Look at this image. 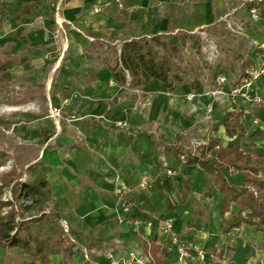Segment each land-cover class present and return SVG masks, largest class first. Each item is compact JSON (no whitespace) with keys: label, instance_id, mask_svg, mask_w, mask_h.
I'll list each match as a JSON object with an SVG mask.
<instances>
[{"label":"crops","instance_id":"0c3cea01","mask_svg":"<svg viewBox=\"0 0 264 264\" xmlns=\"http://www.w3.org/2000/svg\"><path fill=\"white\" fill-rule=\"evenodd\" d=\"M248 1L122 0L120 5L115 0H0V61L10 62L8 68L0 67V82L16 79L23 83L22 93L28 81L44 85L34 96L37 105L20 111V144L36 149L24 167L42 162L50 181L45 211L58 206L61 227L66 221L76 239L62 228L65 243L50 255V264H108V251L117 256L146 253L142 239L162 238L167 219L180 237L205 250L200 264H264V224L225 230L219 212L222 194L213 188L212 177L198 165L176 160L183 152L188 110L212 93L203 94L204 87L169 90L157 78L132 87L129 78L121 83L112 70L124 41L235 20ZM263 5L261 0L258 19L246 7L248 20L259 23L262 34ZM244 35L250 45L259 40L250 27ZM254 86L264 95V76ZM5 94L3 89L0 95ZM237 98L232 110L244 109L248 140L264 149V99ZM120 118L128 121L127 127L114 126ZM166 164L178 172L168 174ZM144 172L153 178L148 189L137 187ZM187 188L181 205L179 195ZM122 189L131 204L125 213L119 205ZM53 229V223L45 228L48 235ZM167 258L177 264L175 249ZM0 262L30 264V256L18 247H0Z\"/></svg>","mask_w":264,"mask_h":264},{"label":"trees","instance_id":"16d2710c","mask_svg":"<svg viewBox=\"0 0 264 264\" xmlns=\"http://www.w3.org/2000/svg\"><path fill=\"white\" fill-rule=\"evenodd\" d=\"M253 4L248 1L247 8ZM190 33L193 32L160 33L124 41L117 63L112 68L114 77L121 83H126L129 78L132 87L144 86L152 78H157L169 90L186 86L197 92L205 86L206 79L197 71L190 73L176 63L181 46L186 44L188 37L196 36L193 46L201 49V37ZM257 54L258 59L250 57L243 62L241 76L232 86L240 83L243 77L250 76L252 68L264 58V47L258 46ZM9 66V61H0V67L6 69ZM213 70L214 86L223 87L224 84H219L217 78L224 74V69ZM222 124L232 138L231 143H226L223 136L216 134L195 149H185L182 152L185 158L183 162L179 153L176 160L183 166L198 165L212 177L213 188L222 194L219 212L225 230L236 229L243 223L251 226L264 224V149L249 142L243 108L233 109ZM167 166L172 167L166 164L164 168ZM25 174L28 177L23 179ZM49 188L50 181L41 161L30 163L27 167H14L0 177V247L24 250L30 256V264H50V255L58 247L63 248L65 243L62 237L61 210L58 206L49 211L44 208ZM6 189H9L11 197H4ZM188 194L189 189H183L177 202L184 204ZM50 223L54 225L52 235H48L45 230ZM262 229L264 231V226ZM175 233L179 235L178 231ZM165 240L172 246L165 247ZM142 242L149 255L147 264L174 262L167 258L169 251L175 247L171 239L165 236L160 239L144 237ZM199 262L188 259L186 264Z\"/></svg>","mask_w":264,"mask_h":264},{"label":"rangeland","instance_id":"374dc122","mask_svg":"<svg viewBox=\"0 0 264 264\" xmlns=\"http://www.w3.org/2000/svg\"><path fill=\"white\" fill-rule=\"evenodd\" d=\"M246 7L245 4L240 5L236 11L238 19H222L210 27L190 33L201 37V49L193 46L196 36L188 37L186 44L181 46L176 63L181 64L190 73L197 71L206 79L203 94L218 88L212 82L213 69L217 71L224 69L223 73L226 76L223 92H211L209 96L206 94L205 99L199 103L200 106L188 110L190 120L186 133L181 136L182 151L195 149L216 134L223 136L226 143L232 142L222 122L226 115L232 112V107L240 98H233L229 91L232 84L241 76L243 62L257 54L258 43L264 39V34L258 32L260 24L248 20ZM262 7L264 9V5ZM253 24L255 26H252ZM248 27L255 30L259 38L258 42L254 39L252 45L244 35L245 28ZM204 61L207 63L204 64ZM22 84L16 79L0 82V92L3 89L6 91L5 95H0V177L14 167H24L36 154L35 147L27 148L20 144L18 126L23 118L21 109L37 105L38 100L34 99V96L43 92L44 85L40 81H28L26 83L28 89L22 93ZM202 104L206 110L201 109ZM27 177L25 174L23 179ZM4 197H11L9 189H6ZM17 257L21 258L20 255Z\"/></svg>","mask_w":264,"mask_h":264},{"label":"built area","instance_id":"2783aa9c","mask_svg":"<svg viewBox=\"0 0 264 264\" xmlns=\"http://www.w3.org/2000/svg\"><path fill=\"white\" fill-rule=\"evenodd\" d=\"M120 5H122V0H115ZM254 2L250 8L249 13L252 19H258L261 17L259 2L261 0H249ZM260 48L264 47V41L258 43ZM264 76V58L250 71V76L243 77L240 83L231 86L229 95L233 98L242 97L250 101H262L264 95L256 90L254 83L255 79ZM226 76L220 75L217 78L219 84L224 83ZM210 93L214 92H223V88L219 86L214 90H210ZM192 96V95H190ZM56 114H60V110L56 109ZM114 126L118 128H124L128 126V121L126 119H116L114 120ZM182 162L184 161V155H181ZM166 171L170 175H175L178 171L173 167H166ZM153 178L152 175L148 172L141 174L140 179L137 183V187L140 189H148L152 186ZM119 205L120 211L125 213L130 209V201L125 195V190H119ZM62 228L64 234H66L72 241H76L75 237L69 233V225L66 221H62ZM162 233L166 239H171V242L174 244V249L176 253V263L177 264H186L188 259L200 260L204 256L205 250L193 243L188 242L184 238H180L178 234L175 233L173 229V223L171 220H165L162 224ZM84 255L89 261L88 251L84 248ZM106 259L108 264H147L149 261V255L147 253L143 254H130L125 256H117L113 251H108L106 253Z\"/></svg>","mask_w":264,"mask_h":264},{"label":"bare ground","instance_id":"6f19581e","mask_svg":"<svg viewBox=\"0 0 264 264\" xmlns=\"http://www.w3.org/2000/svg\"><path fill=\"white\" fill-rule=\"evenodd\" d=\"M160 87V86H159ZM14 108V107H13ZM10 110V109H9ZM55 259V258H54Z\"/></svg>","mask_w":264,"mask_h":264}]
</instances>
